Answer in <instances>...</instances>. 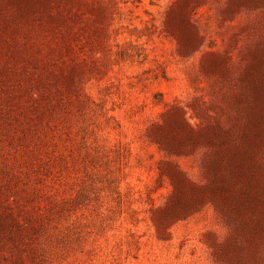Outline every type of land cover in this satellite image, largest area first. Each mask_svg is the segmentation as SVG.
Returning a JSON list of instances; mask_svg holds the SVG:
<instances>
[{
  "label": "rangeland",
  "instance_id": "1",
  "mask_svg": "<svg viewBox=\"0 0 264 264\" xmlns=\"http://www.w3.org/2000/svg\"><path fill=\"white\" fill-rule=\"evenodd\" d=\"M236 1L0 0V264H264L172 206L236 140L252 51L264 79V0Z\"/></svg>",
  "mask_w": 264,
  "mask_h": 264
},
{
  "label": "trees",
  "instance_id": "2",
  "mask_svg": "<svg viewBox=\"0 0 264 264\" xmlns=\"http://www.w3.org/2000/svg\"><path fill=\"white\" fill-rule=\"evenodd\" d=\"M259 0H237L234 5H249ZM258 51L250 53L251 64L246 71L244 87L235 98L239 125L235 128L236 140H219L205 169L207 183L202 187L174 178L175 194L172 206L176 212H185L205 199L220 205L227 216L236 223L237 241L228 247L236 256L245 249L254 255L258 246L264 245V169L257 155L264 145V79L254 76ZM195 138L174 140L179 148ZM202 143H210L206 134ZM242 242L243 244H241ZM234 254V255H235Z\"/></svg>",
  "mask_w": 264,
  "mask_h": 264
}]
</instances>
